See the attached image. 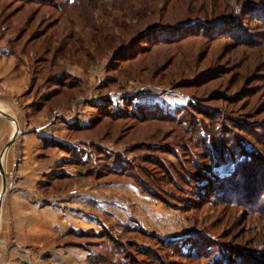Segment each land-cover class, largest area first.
Listing matches in <instances>:
<instances>
[{"label":"rangeland","instance_id":"rangeland-1","mask_svg":"<svg viewBox=\"0 0 264 264\" xmlns=\"http://www.w3.org/2000/svg\"><path fill=\"white\" fill-rule=\"evenodd\" d=\"M228 2L0 0V100L12 107L1 109L20 122L12 177L28 108L33 122L64 123L63 151L85 177L46 193L81 188L103 219L72 238L86 264H264V20L241 14L264 17V0ZM219 16L229 35L169 40ZM97 107L135 120L69 130Z\"/></svg>","mask_w":264,"mask_h":264},{"label":"crops","instance_id":"crops-1","mask_svg":"<svg viewBox=\"0 0 264 264\" xmlns=\"http://www.w3.org/2000/svg\"><path fill=\"white\" fill-rule=\"evenodd\" d=\"M7 107L12 108L0 100V120H10L3 124L7 126L9 122L12 131L8 140L0 138V147L3 143L6 148H0L1 152L7 157L6 181L0 184V264H86L88 253L72 238L96 232L103 219L97 217L92 203L82 199L85 194L81 188L68 193H46L53 183L79 174L76 165H71L70 155L63 151L68 144L74 145L62 136L67 130L64 123L55 118L48 124L33 122L28 108L29 120H24V125L29 129L20 137L24 162L14 178L11 165L16 146L7 147L17 138L20 122L1 109ZM86 110L78 112L77 118L74 115L82 128L90 126L91 113L85 116ZM81 186L91 185L83 182Z\"/></svg>","mask_w":264,"mask_h":264},{"label":"trees","instance_id":"trees-1","mask_svg":"<svg viewBox=\"0 0 264 264\" xmlns=\"http://www.w3.org/2000/svg\"><path fill=\"white\" fill-rule=\"evenodd\" d=\"M224 1L226 3V6L230 5L228 0H224ZM230 8L234 9L233 7H230ZM224 9H226V8H224ZM260 11L256 10V9L254 11H247L246 10V11H243L241 14L247 15L249 17H253V18H255V19L259 20V21H262V20H264V17L261 16L262 12H260ZM223 12H225V11H223ZM227 17L225 18V17H220L219 16L216 19L209 18L210 20L209 19L201 20V19L197 18V19H195V21L190 22V24H188L187 26L183 27L184 29L180 33H179V31H177L174 34L170 35V39L169 40H172V41H174L175 39H179L180 40V39H183V38H187L188 36H198V35H204V36H206V37H208L210 39L217 40V39L221 38L224 35H229L230 34V28H228V29H227V27L225 28V25L228 24V21L232 22V23H234V22H233V20L230 17H228V18ZM225 21H227V22H225ZM153 30H156V29H153ZM154 32L156 33V31H154ZM151 33L149 32V30H147L144 33V36H148ZM176 33H178V34L176 35ZM111 107H112L111 105H108V107H106V108H108V109L110 108L111 109ZM97 108H99L98 110L100 111V114L95 120H93V123H92V125L89 128H82V127H74L73 126V127H71V130H73V131L75 130L76 132L77 131H84V130H87V129L89 130L92 127H94L102 118H110L112 120H122V118L133 119V118H129V116L126 117L125 115H123L121 118H118L117 117L118 115H113L112 116L111 114H107V112L105 111L106 108L105 109H102L101 107H97ZM109 113H110V111H109ZM139 119H142V118H139ZM133 120H135V119H133ZM86 173H87V171L84 173V175ZM108 174L109 175H113L112 173H108ZM121 175H120V177H121ZM99 176H102V175H98V177ZM78 177L79 178L85 177V176H82V171L79 172ZM259 179H261V178H259ZM216 183H217V181L215 182V184ZM223 186H225V185H223Z\"/></svg>","mask_w":264,"mask_h":264}]
</instances>
